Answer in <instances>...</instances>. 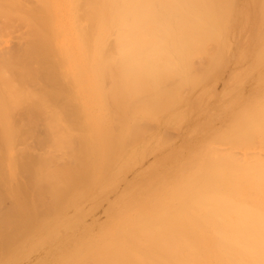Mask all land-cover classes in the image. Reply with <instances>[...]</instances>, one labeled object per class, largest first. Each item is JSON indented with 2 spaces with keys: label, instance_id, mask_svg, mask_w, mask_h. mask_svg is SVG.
<instances>
[{
  "label": "bare ground",
  "instance_id": "bare-ground-1",
  "mask_svg": "<svg viewBox=\"0 0 264 264\" xmlns=\"http://www.w3.org/2000/svg\"><path fill=\"white\" fill-rule=\"evenodd\" d=\"M235 2L236 0H0V200H5L4 203L0 202V249L7 248L12 239L21 247H31L35 239L28 240L30 229H40L35 234L36 239L39 243L40 240L44 241L45 239H41L43 233L52 230L53 226L62 225L67 216L61 210V202L65 203L66 194V199L70 202L78 200L82 194L90 196L86 185V179L93 172L90 153L92 158L96 154L99 158L100 155L103 161H109L112 158L110 156L115 154L119 169L124 172L122 169L125 170L128 162L133 161L137 154H133L132 159L125 155V148L138 142L132 141L126 146L130 141L129 136L134 138L132 133L138 130L134 126L136 118H156L157 113L159 117L163 108L160 111L157 109L161 106L169 112L170 106L176 107L177 101L174 102L172 96L174 93L178 95L179 91L182 99L177 96L181 99L178 105L184 106L182 109L188 107L191 111L195 107L194 110H203L210 92L207 91L204 95L201 92V95L193 96L192 100L184 101L183 95H188L185 92L182 95L183 87L190 94L199 89L198 85L202 81H209L206 86L209 88L204 87V91L215 85L216 82L211 80L215 79L220 69L218 67L222 66L224 57L230 51V39L234 40L242 30L239 24L241 16L235 9ZM260 2L256 26L260 33L256 38V47L254 51H248L243 44L242 49H239V53L245 52L244 57L246 53L252 57L248 69H264V0ZM235 10L237 15L236 12L233 15ZM242 25H245L244 21ZM10 37L17 39V43L13 45ZM237 38L235 40L241 39L239 36ZM107 40H113L116 46L114 50L110 48L111 45L110 49L107 48ZM210 42L215 43L213 52L212 46L208 48L207 45ZM193 55L208 59L201 75L196 74L197 71L193 72L194 69L190 66ZM106 75L112 84V89L106 96L111 98L117 109L115 111L118 113L119 123L117 117L116 122L120 127L118 133L112 134V138H116L114 142L109 140L110 134L106 138V134L98 131L101 122L99 105L107 108L106 100L109 101L105 100L100 81ZM170 80L174 81L173 87H177L178 83L188 86H181L183 90L178 88L174 92L170 89L172 84L167 87ZM238 81L234 74H230L224 81L225 88L230 89L235 98L230 103L227 101L229 105L240 101L241 88L235 91ZM249 85L246 84L247 87H243L241 92L242 95L256 93L257 97L255 94L252 97L254 101L249 97V103L246 101L248 104L244 108L241 106L245 101L240 104V115L234 110L233 116L223 121L229 122L224 125L227 131L223 132L224 128L218 131V126L214 129L218 132L214 139L220 145L224 144L226 151H220L221 154L217 150L210 152L202 144L203 140L199 139L198 143L201 144L195 145L198 146L197 149L193 148L195 153H192L193 149L188 150L193 154L189 156L186 152L192 141L185 139L183 147L180 145L182 150L176 149L175 157L186 149L185 157L188 158H182L185 159L184 162H179L180 166L177 164L178 167L174 170L176 172L170 177L162 173L163 169L158 171L162 173V182L158 183L160 180H156L157 176L155 180L153 177L151 195L141 192V181L130 185L133 187L129 194L134 199L125 200L126 191L120 192L118 201L116 199L120 204L119 212L116 211L119 214L117 217H107L100 228L102 232L114 236L111 239L108 237L109 240H94L95 245L103 242L99 246L100 253H103V256L100 255L101 260H117L121 264H264V76L255 82H249ZM195 95H198V91ZM161 98L165 99V103L158 104ZM227 103L225 101L223 104ZM220 107L218 110L222 108ZM228 109L230 106L225 110ZM185 110L182 112L187 113L188 109ZM198 112L201 114V111ZM191 118L194 119L193 116ZM132 119L134 127L129 124ZM113 122L115 120L111 123ZM206 123L199 131H207ZM139 126L137 127L140 128ZM198 127L199 125L195 128L192 126L193 129L190 128L189 131H198ZM74 128L77 133L82 128L89 134L91 131V136L98 137L99 141L94 145H91L90 140L91 144L88 140L83 143L84 136L79 135L81 131L78 133L79 137L75 135L77 133ZM130 128H135L131 130L132 133ZM189 131L188 136L191 134ZM74 132V138L77 136L80 141L73 148L74 145L70 146L68 138ZM109 132H112L111 129ZM136 133L134 135L139 136ZM145 134L146 132L143 135ZM80 136L83 139H79ZM29 139L32 144H28ZM146 144L144 141L143 147ZM61 146L75 157L76 160L72 157L76 161L72 163L75 166L69 164V167H65L63 162L66 160L55 157L54 149ZM154 147L151 149L153 151L149 152L148 149L144 153H149V156L154 152ZM236 147L240 149L237 151L239 154L244 150L241 155H234L232 152L237 150ZM135 149L134 153L142 152L141 149ZM174 151L175 149L169 155ZM68 152L65 153L71 155ZM140 153L137 156L139 164L144 159V153L142 152V156ZM156 157L155 161L152 159L154 163L161 156ZM164 157L167 158L166 162L169 158L167 155ZM94 159L95 163L98 159ZM134 161L135 165L131 162L128 168L137 165L136 157ZM60 163H63L65 169L58 166ZM136 172V175L132 173L131 179L136 178ZM122 176L120 179H123ZM114 181L116 182L115 179ZM45 191L48 195L52 194L50 203L46 201ZM42 212L46 215L52 213L54 219L50 220L48 216L42 218ZM76 212L77 215L73 214L74 217L71 218L72 222L84 217L81 221L86 223L89 216L86 217L83 212L79 214L78 210ZM86 230L88 227L82 229L87 234ZM27 231L29 233L26 235ZM23 235H26L29 242H21Z\"/></svg>",
  "mask_w": 264,
  "mask_h": 264
},
{
  "label": "rangeland",
  "instance_id": "rangeland-1",
  "mask_svg": "<svg viewBox=\"0 0 264 264\" xmlns=\"http://www.w3.org/2000/svg\"><path fill=\"white\" fill-rule=\"evenodd\" d=\"M259 3V4H258ZM240 4V5H239ZM261 4V2H260V0H236V2H235V9H237V11H239L238 13H239V16H241L240 17V20L241 21H239V24L242 26V27H244V26H246L245 28H242L241 27V31L239 32V35H237V36H239V38L241 37V39H239V40H235V39H238L237 38V36H236V38L233 40H231L230 39V51H229V53L224 57V61L222 62V66H219L218 67V73H217V75H215V79L214 80H211V81H213V82H216L215 83V85H213V88L212 89H206V91H204V87H206L207 86V84H208V82L209 81H207V80H205V81H202V83H199V89H200V91H199V89H195L194 90V92H190V94H188L189 92L186 90V88L185 87H183L185 84H181V85H179V83L177 82V81H175V83L177 82L178 83V86L177 87H173V83H174V81L173 82H171V80L168 82L169 83V85H167V87L168 86H170V84H172V87L170 88L171 90H173L174 92H177L179 89L180 90H183V93H182V91H181V93H182V95L184 94V92H185V94H187L188 96H186V95H183L184 97H183V99H184V101H185V99L186 100H192L193 99V96H199V95H201V92H203V94L202 95H204L205 93H208V92H210L209 94H207L208 95V98L206 99V101H207V105L205 104V106L203 107V110H201L200 108H197V109H195L194 110V108L195 107H192V109H191V111H189V108L188 107H185V108H183L184 110L187 108L188 109V111H186L187 113H185V112H182V107H184V106H181V105H178V101H179V99L181 98L182 99V96H179V92H177L178 93V95L177 94H175L174 93V95L172 96V99H174L173 101L174 102H176L177 101V104H176V107L175 108H172V106H170L171 107V109L169 110V112H167L168 111V109H167V111L165 110V107H159L157 110H161V108H163L164 109V111H157V112H159V117H157V114H155L156 115V118H152V117H145L144 119L140 116L139 118H136L135 119V122H134V120L132 119V120H130L129 121V124H132V127H134V126H136V128L138 129L137 131L136 130H134V129H132V128H130V131L131 130H134V132L132 133V131H131V133L133 134V136H134V138H132V137H130L129 136V139L128 140H130V141H128V144L126 145V146H128L129 145V143L131 144V142L133 141H137L138 140V142L136 143H132L131 145H129V147H127V148H125V155L126 156H128L129 155V158H130V156H131V158L130 159H132V157L135 155V157H136V160H137V165L136 166H134L133 167V165H131L130 166V168H128L129 166V163L131 164V162H132V164H134L135 165V157L133 158V161L131 160L130 162H128V165H126L127 167H126V169L124 170V168L122 169L124 172H121L120 171V169H119V163H118V157L116 158L115 157V154L113 155L112 154V156H110V157H112V158H110V160L108 161V160H106V161H103V160H101L100 159V155H99V158H98V156H97V154L95 155V156H93V158H95L94 160H96V159H98V160H96L95 161V163H94V161L92 160L93 158H92V155H90L89 154V156L91 157V160H90V164H91V161L93 162L92 164H91V167H93L92 168V170H93V172L90 174V176L86 179V185H87V187L89 188V197H86L87 195H80L79 197V199L77 200V199H74L73 201H75V203L73 204L72 202H70L69 200H67L66 198H68V195L66 194V198L64 199L65 200V203L64 202H61V204H62V206H61V210L63 211V213H66L67 214V216L64 218V222H63V224L62 225H60V226H53V228H52V230H48V231H46L45 233H43V235L41 236V235H39V236H41V239H45L44 241H42V240H40L41 242L39 243V240L38 239H36V233L37 232H39V230H35V229H30L29 231H30V234L29 235H27L26 233H29V231H27V232H25V234L27 235V238H28V240H34L35 239V242H32V245H31V247H29V248H27V247H21L17 242H15V241H10L9 242V246L6 248H1L0 249V264H110L111 262H113L112 264H121V263H119L117 260H113V261H108V262H105L103 259V261L100 259L101 258V256L100 255H102L103 253H100L101 252V249L99 248V246H100V244L101 245H103V242H101L99 245H95V241L94 240H96L97 238H98V240L100 239H103V238H105V239H107V240H109V238L111 239V237H113L114 235H111V234H107V233H104V232H102L101 230H100V228H102L103 227V224H104V222H105V220H106V218L107 217H111V218H113V217H117V214H119V213H117V212H119V206H120V204L117 202L118 201V199H117V197L120 195V192H123V191H126V194H124L125 195V200H128V198H129V200H132V199H134V198H131V195L129 194V191L132 189V187L133 186H130V185H133V184H136V183H139L140 181V185L145 189H143L142 188V191L141 192H143L144 194H146L147 196H149V195H151L152 194V189H153V177H154V180H155V178H156V176H157V178L158 179H156V180H162V173H164L165 175L167 174L168 176L167 177H170V175L172 174V173H175L176 171H174V170H176V168L178 167L177 166V164L179 163V164H181V163H183L184 162V160L185 159H187L185 156H187V154L185 155V152H186V149L185 150H183L180 154H179V159H178V157L176 158L175 157V152L179 149V150H182L181 148L183 147V144L185 143V142H183L185 139L187 140L188 138L189 139H191V145L189 146V148L187 149V151L188 150H192L194 147H196L195 149H197V147L198 146H195V145H200L201 143H198L199 142V139L200 140H203V141H201L202 142V144H204L205 146H206V148L205 149H209V151L210 152H213V151H226L225 149H224V147L223 146H225L224 144H223V146L222 145H220L221 143L220 142H217V140H215L214 139V137H216L217 136V134H218V132L216 133L215 132V130L214 129H217V126L218 127H220V129H218V131H221L225 126V124H227V123H229V122H223V121H225L226 120V118L227 117H230L231 118V116H233L232 114L234 113V110L237 112H239V110H240V104H242L244 101L246 102H248L249 100H248V98L251 100V98L254 96V94L256 95V93H252V94H246V93H243V95H244V97H243V95H242V90H243V87H247L248 85H249V82H255V80H258L260 77H262V76H264V75H261L260 76V74H264V69H248L249 67H248V63L251 61V56L250 55H248V53H246V56L244 57V54H245V52H244V54H243V52H242V54L241 53H239V52H241V50H239V49H242V47L244 46L243 44H245V49L246 50H252V51H254V49H255V47H256V41H257V39H258V36H259V33H260V31L258 30V27L256 28V26H258V24H257V21H258V13H259V7L261 6L260 5ZM238 7V8H237ZM241 7V8H240ZM251 9H253V10H251ZM255 10V11H254ZM237 11L235 10V11H233V15H235V13L234 12H236V15H237ZM244 11H245V13H244ZM255 12V13H254ZM249 14V16H247V15ZM255 14V15H254ZM247 18H246V17ZM252 16H253V18H254V20H253V18H252ZM255 16V17H254ZM231 17H232V15H231ZM235 17V16H234ZM245 17V18H244ZM244 18V19H243ZM246 19V20H245ZM251 19H252V21H251ZM243 21H244V24L245 25H242L243 24ZM246 21V22H245ZM254 21V22H253ZM240 22H242V24L240 23ZM239 28V27H238ZM244 29V30H243ZM247 30V31H246ZM256 30H258V32L256 31ZM254 31H256V32H254ZM247 33V34H246ZM257 33V34H256ZM15 34V36L17 35V32H15L14 33ZM14 34H13V37H15L14 36ZM244 34L246 35V36H244ZM256 35V36H255ZM232 36V33H231V35H230V37ZM255 36V37H254ZM13 37H10L11 39H10V42L14 45L15 44V42L17 41V39L15 40V38L13 39ZM111 37V36H110ZM242 37H244V39L242 38ZM232 38V37H231ZM248 38H249V40H248ZM257 38V39H256ZM108 39V38H107ZM111 38H109V40H110ZM109 40H107L106 42H105V44L107 43V45H108V47L107 48H109V45H111V47L110 48H112V50H114L113 48L114 47H116V46H114V43L112 42L113 40H111V42L109 41ZM244 40V41H243ZM241 41H242V44H239V43H241ZM247 42V43H246ZM254 42V43H253ZM17 43V42H16ZM108 43H110V44H108ZM253 43V44H252ZM215 44V43H214ZM214 44H212V42H210V43H208L207 45L209 46L208 48H211L210 46H212V52L214 51L213 50V48H215V47H213V45ZM207 45H206V47H207ZM246 45H248V46H246ZM253 45V46H252ZM215 46V45H214ZM239 46V47H238ZM252 46V47H251ZM237 47V48H236ZM241 47V48H240ZM251 47V48H250ZM109 48V49H110ZM207 48V49H208ZM245 49H243V51L245 50ZM112 50H111V52H112ZM208 51H210V49L208 50ZM116 52V51H115ZM209 53H211V51L209 52ZM111 54H113V52L111 53ZM116 54H117V52H116ZM116 54H114L116 57H117V55ZM192 57V56H191ZM244 57V58H243ZM118 58V57H117ZM191 60H192V65L190 64V66H192V68L194 69L193 70V72H196V74L197 73H201L202 74V69H203V67H205L207 64H206V62H207V58H204V57H198V55H196V57H195V55H193V57H192V59H190V62H191ZM250 60V61H249ZM255 60V59H254ZM252 61H253V59H252ZM236 64V65H235ZM246 67H245V66ZM208 67V66H207ZM195 68H196V70H195ZM244 69V70H243ZM246 69V70H245ZM192 70V69H191ZM262 70V71H261ZM199 71H201V72H199ZM205 70H203V72H204ZM261 71V72H260ZM192 72V73H193ZM233 72V73H232ZM258 72V73H257ZM191 73V74H192ZM256 73V74H255ZM260 73V74H259ZM194 74V73H193ZM192 74V75H193ZM200 74V75H201ZM230 74H234L236 77H237V79H239V81L237 82L239 85H238V88L237 89H235V91L236 90H238V89H240V92H239V95H240V101L239 102H236V101H234L235 102V104H233V102H232V104L233 105H229L228 103H230V101H231V99H232V101L233 100H235V98L233 97V93L231 92V90L229 89H227V88H225V82L224 81H226V79H227V77L230 75ZM259 74V75H258ZM258 75V76H257ZM197 76H199V75H197ZM196 76V77H197ZM257 76V77H256ZM260 76V77H259ZM104 77V76H103ZM195 77V76H194ZM193 77V78H194ZM200 77V76H199ZM199 77H197V78H199ZM191 79H192V77H190ZM196 78V79H197ZM94 79V78H93ZM106 79V80H105ZM108 77H107V75H106V77H104V79L102 78V80H100V81H102L101 83L103 84L102 86H101V88L103 87V92H104V94H105V100L106 99H109V97L108 96H106V94L108 95V93H109V91L112 89V84H111V80H110V78L108 79ZM195 79V78H194ZM251 79V80H250ZM105 80V81H104ZM193 80V79H192ZM244 80V81H243ZM171 82V83H170ZM180 83H181V81H179ZM227 83V82H226ZM105 84V85H104ZM247 84V86H245ZM174 86H176V85H174ZM183 87V89H182V87ZM185 86H188L187 84L185 85ZM227 86V85H226ZM250 86V85H249ZM111 87V88H110ZM181 87V88H180ZM229 87V86H228ZM174 88V89H173ZM179 88V89H178ZM202 88V89H201ZM206 88H209V87H206ZM170 89H168V90H170ZM167 90V91H168ZM170 90V91H171ZM186 90V91H185ZM203 90V91H202ZM213 90V91H212ZM198 91V95H195L196 94V92ZM208 91V92H207ZM225 91H228V92H225ZM242 91V92H241ZM234 92V91H233ZM223 93V94H222ZM232 93V94H231ZM229 94V95H228ZM211 95V98L209 97ZM237 95H238V93H237ZM238 95V96H239ZM249 95V96H248ZM175 96L177 97V96H179V97H177V98H175ZM185 96H186V98H185ZM221 96V97H220ZM230 96V97H229ZM174 97V98H173ZM231 97H233V98H231ZM256 97H257V95H256ZM195 98V97H194ZM111 99V98H110ZM109 99V101L108 100H106L108 103L106 104V102H105V104H106V106L105 107H107V108H104V107H102L101 105H99L100 106V108H101V112H100V120H101V122L99 123V126H98V131L99 132H101L103 135L104 134H106V138H107V136H108V134H110V141L112 140L113 142H114V140L116 139H114V137L115 136H113V138H112V134H113V132H114V134L113 135H115L116 133H118L120 130V127L117 125V120H116V117L118 116V113H117V111H115V110H117L116 109V107L114 106V104L111 102L112 100H110ZM180 99V100H181ZM210 99V100H209ZM228 99V100H227ZM253 99V98H252ZM256 99V98H255ZM176 100V101H175ZM165 101V99L163 100L162 98L160 99V103H158V104H161V103H165L164 102ZM172 101V102H173ZM225 101H226V103H227V101H228V103L226 104V105H224L225 104ZM253 101H254V99H253ZM171 102V103H172ZM243 103L244 105H242L241 107H243V106H246L248 103L246 102V103ZM220 103V104H219ZM224 103V104H223ZM110 106H109V105ZM221 104H223V105H221ZM237 104V105H236ZM239 104V105H238ZM253 104V103H252ZM113 107H112V106ZM171 105V104H170ZM179 107H178V106ZM216 105H218L217 106V108H216ZM228 105V106H227ZM219 106H221L220 108V110H218L219 109ZM230 106V109H228V111L227 110H225L226 108H228ZM232 106L234 107L235 106V108H232ZM174 107V106H173ZM224 107H225V109H224ZM239 107V109H237ZM178 108H180V109H178ZM191 108V107H190ZM233 110H232V109ZM244 108V107H243ZM242 108V112H244L243 109ZM103 109H104V111H103ZM106 109H108V110H106ZM178 109V110H177ZM182 109V110H181ZM211 109H213V110H211ZM216 109H217V111H216ZM223 109H224V111H223ZM175 110H176V112H175ZM205 110V111H204ZM232 110V111H231ZM166 111V112H165ZM181 111V112H180ZM198 111H201V114H200V112H198ZM203 111V112H202ZM223 111V112H222ZM227 111V112H226ZM231 111V112H230ZM110 112V113H109ZM112 112V113H111ZM164 112V113H163ZM188 112H191V114L190 113H188ZM197 112H198V116H197ZM222 112V113H221ZM241 112V113H242ZM170 113H173V114H170ZM117 114V115H116ZM168 114H169V116H168ZM178 114V115H177ZM183 114V115H182ZM190 114V115H189ZM196 116H195V115ZM210 114H211V116H212V119H211V116H210ZM227 114V115H226ZM110 115V116H109ZM161 115V116H160ZM166 115V116H165ZM207 115H208V117H209V119H208V117H207ZM226 115V116H225ZM238 115H240V112H239V114ZM165 116V117H164ZM176 116V117H175ZM179 116V117H178ZM182 116H184V118H182ZM187 116V117H186ZM189 116V117H188ZM193 116V118L194 119H192L191 117ZM200 116V117H199ZM113 117H114V120H115V122H113V123H111L112 121H114V120H112L113 119ZM186 117V118H185ZM141 118V119H140ZM169 118H171L170 120H169ZM207 118V119H206ZM111 119V120H110ZM117 119H118V117H117ZM140 119V120H139ZM154 119H157V120H154ZM182 119V120H181ZM184 119V120H183ZM203 119H204V121H203ZM167 120V121H166ZM181 120V122H179ZM227 120H228V118H227ZM131 121H133L134 123H136L134 126H133V124L134 123H131ZM137 121V122H136ZM139 121V122H138ZM164 121V122H163ZM165 121H166V123H165ZM183 121H186V122H183ZM190 121V122H189ZM216 121V122H215ZM105 122V123H104ZM198 122L200 123V124H198ZM207 122V123H206ZM118 123H119V119H118ZM138 123V124H137ZM203 123V124H202ZM204 123H206L207 124V131L208 130H212L211 132L213 133V134H211V132H207V131H203L202 129L199 131V128L201 127V126H204L205 124ZM223 123V125H221ZM139 124H140V126H139ZM81 125V124H80ZM196 125H199V127L197 128L198 129V131H196V129L195 130H193L192 132H194L195 131V133H192L191 131H189L190 130V128H192V126H193V128H195L196 127ZM216 125V126H215ZM116 126H118L117 128H115ZM131 126V125H130ZM137 126H139L140 128H138ZM221 126H223V127H221ZM226 126H228V125H226ZM83 127H85V126H83ZM114 127V128H113ZM183 127H184V129H183ZM210 127V128H209ZM76 128H78L77 126H76ZM76 128H74L75 129V132L77 133V129ZM81 128V126L78 128V129H80ZM192 128V129H193ZM212 128V129H211ZM226 128V127H225ZM224 128V129H225ZM110 129H111V131L112 132H109L110 131ZM183 129V130H182ZM227 129V128H226ZM223 130V132L224 131H227V130ZM82 130H83V128L81 129V130H79V132L78 133H80V131H81V133L79 134V135H81L82 134V136H84V140H82V142L83 141H85V142H83V143H86V140H88V142H89V140L92 142V144L89 142V144H91V145H94V144H96L99 140H98V137L96 138V137H92L91 135H93V133L90 131V134H89V132H85V129L83 130V132L84 133H86L85 135H84V133L82 132ZM87 130V129H86ZM109 130V131H108ZM119 130V131H118ZM89 131V130H88ZM137 133H136V132ZM139 131V132H138ZM140 131H143L144 133L146 132V134L145 135H143L144 133H141ZM191 132V134L188 136V134H187V132ZM75 132L72 134L73 136H71V137H69L68 138V141L71 143H69L70 144V146H72V145H74L75 143H77V141H80V140H77V136L79 137V135H78V133L77 134H75ZM108 132V133H107ZM215 132V133H214ZM138 134L139 136H137V135H134V134ZM140 133L142 134V135H140ZM204 133V135H202ZM208 133V134H207ZM74 134L75 135H77L76 136V138H74ZM185 134V135H184ZM205 134H207L206 136H205ZM91 137H90V136ZM216 135V136H215ZM82 136H80V138L79 139H83V137ZM88 136V137H87ZM202 136V137H201ZM210 136V137H209ZM82 137V138H81ZM137 137H139L138 139H137ZM143 139V137L145 138L143 141H140V139L141 138ZM185 137V138H184ZM192 137V138H191ZM196 137V138H195ZM204 137H206V138H204ZM87 138V139H86ZM88 138H90V139H88ZM131 138L133 139V140H131ZM202 138H204V139H202ZM209 138V139H208ZM74 139V140H73ZM32 140V139H31ZM73 140V141H72ZM94 140H95V142H94ZM161 140V141H160ZM28 141V144L31 142V144H32V141H30V139L29 140H27ZM34 141V140H33ZM105 141H106V139H105ZM147 142V144H146V146H144L143 147V145H142V143L143 142ZM150 141V142H149ZM74 142V143H73ZM81 142V143H82ZM157 142V143H156ZM73 143V144H72ZM80 143V142H79ZM80 143V144H81ZM196 143V144H195ZM198 143V144H197ZM88 144V143H87ZM88 144V145H89ZM145 144V143H144ZM155 144H156V146H155ZM159 144V145H158ZM161 144V145H160ZM170 144V145H169ZM225 144H227V143H225ZM79 145V144H78ZM167 145V146H166ZM172 145V146H171ZM180 145H182V147L180 146ZM97 146V145H96ZM140 146V147H139ZM141 146H142V148H144V149H142L141 148ZM150 148H149V147ZM155 146V147H154ZM180 146V147H179ZM205 146H203V148L205 147ZM222 147V149H220L219 147ZM75 147V145L73 146V148ZM105 147V146H104ZM113 147V146H112ZM133 147V148H132ZM148 147V148H147ZM152 147H154V152H152L149 156H148V154H147V152H145L144 153V151H148V149H149V152H151V151H153V150H151V149H153ZM227 147L229 148L230 147V145H227ZM61 149L62 148V150H56V149ZM58 148H55L54 149V154H55V157L57 158V159H59V160H61V158H62V160L64 159V160H69V161H65V162H63L64 164H66L65 165V167H69L68 165L69 164H71L72 166H75L74 164H72V163H76V161H74V159H75V157H73V155L70 153V152H68V151H66L67 150V148H66V150H64L65 148H63V146H61V147H58ZM136 148V149H135ZM171 148V149H170ZM238 147H236L235 149H237ZM131 149V150H130ZM133 149V150H132ZM134 149L136 150V151H138L139 149H141L142 150V152L144 153V156H147V157H144V156H142L143 155V153L141 154L140 152H135L134 153ZM147 149V150H146ZM175 149V151H174V153L170 156L169 154H170V152H172L173 150ZM177 149V150H176ZM151 150V151H150ZM178 150V151H179ZM240 149H237L235 152H237V151H239ZM140 151V150H139ZM228 151V150H227ZM230 151V150H229ZM244 150H241V152H243ZM65 152H68V153H70L71 155H69L68 156V154H66ZM133 152V153H132ZM196 152V151H195ZM194 152V149H193V151H192V153H195ZM233 153H234V155H238L239 154V152H237L236 154H235V152H234V150L232 151ZM240 152V154L239 155H241L242 153ZM138 153H140L141 154V156H142V158H144L143 160H142V162L140 161V164H139V161H138ZM177 153V152H176ZM186 153H189V151L188 152H186ZM192 153H189V156L192 154ZM65 154H66V156H65ZM134 154V155H133ZM147 154V155H146ZM220 154H221V152H220ZM124 155V157L126 158V156ZM151 155H152V157H151ZM163 155V156H162ZM165 155H167V157L169 158L166 162H165V160L167 159V158H165L164 156ZM174 155V156H173ZM193 155V154H192ZM191 155V156H192ZM71 156V157H70ZM123 156V155H122ZM156 156H161L160 158H159V161L157 162H155L154 163V161H155V157ZM170 156V157H169ZM74 159H73V158ZM149 157H151V158H149ZM174 158V160H172L173 158ZM185 157V159H182V158H184ZM65 158H68V159H65ZM71 158V159H70ZM124 158V159H125ZM140 158V157H139ZM141 158V159H142ZM147 158V159H146ZM154 158V161L152 160ZM157 158V157H156ZM172 158V159H171ZM73 159V160H72ZM164 159V160H163ZM171 159V160H170ZM177 159V160H176ZM63 160V161H64ZM73 162H72V161ZM76 160V159H75ZM115 160V161H114ZM140 160V159H139ZM157 160V159H156ZM170 160V161H169ZM150 161V162H149ZM175 161V162H174ZM181 161H183V162H181ZM69 162V163H68ZM134 162V163H133ZM161 162V163H160ZM174 162V163H173ZM63 163H60L58 166H60L61 165V167H63L64 165H63ZM149 163H151V165H149ZM167 163H168V165H167ZM171 163H172V165H171ZM109 166H108V165ZM178 164V165H179ZM70 165V166H71ZM145 165V166H144ZM152 166V167H150L149 168V166ZM71 166V167H72ZM117 166H118V169H117ZM148 166V167H147ZM176 166V167H175ZM180 166V165H179ZM132 167V168H131ZM143 167H147L146 169L144 168V171H143ZM106 168V169H105ZM128 168V169H127ZM62 169H65L64 167L62 168ZM141 170V171H138V170ZM161 169V170H160ZM162 169H163V171H162ZM115 170H117V172L115 171ZM127 170V172H125ZM153 170V171H152ZM105 171V172H104ZM110 171V172H109ZM137 171V172H136ZM158 171H162V173L161 172H158ZM134 172V173H133ZM135 172L136 173H138L137 174V176H136V178H134V179H131V176H132V173L134 174V175H136L135 174ZM151 172V173H150ZM157 172L158 173H160V178H159V174H157ZM125 173V174H124ZM155 174H157V175H155ZM123 175V176H122ZM128 177V179H127V177ZM152 175V176H151ZM155 175V176H154ZM121 176L123 177V179H120L121 178ZM130 177V178H129ZM112 178V179H111ZM105 179V180H104ZM114 179L116 180V182L114 181ZM149 179H151L150 181H149ZM144 180V181H143ZM148 180V181H147ZM159 181L158 183H160L161 184V182L162 181ZM137 181H139V182H137ZM152 181V182H151ZM103 182V183H102ZM109 182H110V184H109ZM143 182V183H142ZM145 182V183H144ZM11 183H12V185H13V181H11ZM115 183V184H114ZM151 183V184H150ZM155 183V182H154ZM103 184V185H102ZM109 184V185H108ZM146 184V185H145ZM147 184H148V186H147ZM159 184V185H160ZM105 185V186H104ZM107 185V186H106ZM130 186V187H128V186ZM149 185H151L150 186V188H149ZM101 186V187H100ZM108 186H110V187H108ZM144 186H146V187H144ZM104 187V188H103ZM127 187V188H126ZM101 188V189H100ZM103 188V189H102ZM110 188V189H109ZM131 188V189H130ZM148 188V189H147ZM147 189V190H146ZM80 190V189H79ZM82 190V189H81ZM100 190H103V191H100ZM107 190V191H106ZM111 190V191H110ZM149 190V191H148ZM49 192V191H48ZM79 192V191H78ZM107 192V193H106ZM109 192V193H108ZM148 192H151L150 194L148 193ZM45 193H47V191H45ZM99 193V194H98ZM116 193H117V195H116ZM122 194V193H121ZM129 194V195H128ZM47 195H48V193H47ZM46 195V197H47V200L46 201H49V200H51L52 199V194L51 193H49V195L47 196ZM51 195V196H50ZM123 195V194H122ZM98 196V197H97ZM91 197V198H90ZM95 197V198H94ZM97 197V198H96ZM136 197V196H135ZM131 198V199H130ZM90 199H92V200H90ZM94 199V200H93ZM116 199H117V201H116ZM90 200V201H89ZM152 200V199H151ZM110 201H113V202H110ZM114 201H115V203H114ZM0 202L2 203H4L5 202V200H0ZM49 203H50V201H49ZM64 203V204H63ZM70 203H72V205L70 204ZM97 203V204H96ZM100 203V204H99ZM111 203H113V206H111ZM82 204H84V205H82ZM104 204V205H103ZM80 206V207H79ZM76 207H79V208H76ZM108 207H110V208H108ZM81 208V209H80ZM108 208V209H107ZM39 209H40V207H39ZM104 209V210H103ZM105 209H107L106 210V212H105ZM117 209V210H116ZM119 209V210H118ZM41 210L43 211L44 209H42L41 208ZM78 210V213L81 211V210H83V211H81V212H83V213H85L86 214V217H88L89 216V218H88V220L86 221V223H84L83 224V221H81V219L82 218H84V217H81L79 220H77L75 223H73L72 222V219L71 218H73L74 216H73V214H75V212ZM86 212H85V211ZM88 210V211H87ZM103 211H104V213H103ZM117 211V212H116ZM46 212V211H45ZM45 212L43 213H41V214H44L43 215V217L42 216H40L39 215V218H48L49 217V219L51 220V219H54V217H53V215H52V213L51 214H45ZM70 212H72L71 214H70ZM80 212V213H81ZM47 213V212H46ZM77 213V212H76ZM79 213V214H80ZM92 213V214H91ZM103 215H102V214ZM84 214V215H85ZM111 214H112V216H111ZM75 215H77V214H75ZM46 216H48V217H46ZM73 216V217H72ZM70 217V218H69ZM85 217V218H86ZM105 217V218H104ZM42 218H41V221H42ZM40 220V219H39ZM47 220V219H46ZM148 220V219H147ZM41 221H40V223H41ZM81 221V223H79ZM84 221H85V219H84ZM89 221V222H88ZM45 221H42V223H44ZM70 222V223H69ZM41 223V225H43ZM75 224V225H74ZM82 226H84V227H81L80 225ZM102 225V226H101ZM71 226V227H70ZM78 226V227H77ZM88 227V230H86V231H88V233L86 234V233H84L83 231H82V229L84 228V229H86V227ZM90 226V227H89ZM53 229H54V231H53ZM34 230L36 231L35 233H34ZM99 230L101 231V232H99ZM51 231H52V233H51ZM82 232V233H81ZM32 233V234H31ZM34 233V234H33ZM104 233V234H103ZM38 234H40V233H38ZM37 234V235H38ZM45 234V235H44ZM48 234H50L51 236H48ZM82 234H83V236H82ZM25 235V236H26ZM34 235H35V237H34ZM24 236V235H23ZM24 236V238H22L21 239V242H29V241H27V238ZM29 236H31L30 238H29ZM33 236V237H32ZM44 236H47V238L46 237H44ZM71 236V237H70ZM43 237V238H42ZM109 237V238H108ZM51 238H52V241H51ZM26 239V240H25ZM80 240V241H79ZM83 240V241H82ZM37 241V242H36ZM59 243H58V242ZM63 241V242H62ZM102 241V240H101ZM103 241H105V240H103ZM62 242V243H61ZM55 243H57L56 245L57 246H54V244ZM23 244V243H22ZM36 244H38V246L36 245ZM33 245H34V247H33ZM19 248V249H18ZM6 249L7 251H4V250ZM103 256V255H102ZM129 263V262H128ZM133 263V262H132ZM130 264V263H129ZM135 264V263H134Z\"/></svg>",
  "mask_w": 264,
  "mask_h": 264
}]
</instances>
